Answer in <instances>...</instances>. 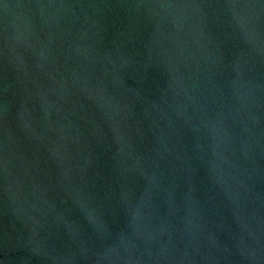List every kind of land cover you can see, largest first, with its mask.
<instances>
[{
    "label": "water",
    "instance_id": "1",
    "mask_svg": "<svg viewBox=\"0 0 264 264\" xmlns=\"http://www.w3.org/2000/svg\"><path fill=\"white\" fill-rule=\"evenodd\" d=\"M0 264H264V0H0Z\"/></svg>",
    "mask_w": 264,
    "mask_h": 264
}]
</instances>
